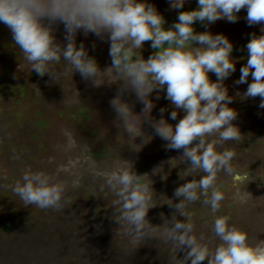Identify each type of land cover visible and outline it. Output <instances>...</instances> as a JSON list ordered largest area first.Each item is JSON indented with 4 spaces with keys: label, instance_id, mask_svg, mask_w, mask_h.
Listing matches in <instances>:
<instances>
[{
    "label": "clouds",
    "instance_id": "obj_1",
    "mask_svg": "<svg viewBox=\"0 0 264 264\" xmlns=\"http://www.w3.org/2000/svg\"><path fill=\"white\" fill-rule=\"evenodd\" d=\"M185 2L169 0V7L183 9ZM197 3L195 10L179 11L177 21L166 29L164 17L147 0H0V23L10 30L31 72L59 82L54 66L64 62L67 72H78L94 87L121 82L110 104L116 113L117 126L128 136L126 143L139 151L142 145L135 143L136 138H142L144 143L151 138L142 131L143 124L148 123L156 135L167 141L166 149L182 150L176 161L188 166L181 178L193 177L175 189L179 203L164 201L162 197L158 201L149 176L137 175L130 161L122 159L114 166L102 167L88 158L82 161L69 155L54 172L27 169L10 187L25 206L59 212L64 209L69 190L81 187L86 172L93 182H101V192L114 196L113 219L123 230L129 250L147 238H155L170 246L174 264H180L175 257L180 249L185 250L184 264L188 261L201 264L205 259L208 264H264V240L250 241L248 233L230 225L227 216L216 215L226 198L218 185L221 173L236 187L234 200L246 203L252 197L236 183H243L242 176L247 184L250 182L249 168L237 172L233 161L238 153L233 147H225L229 142L239 144L243 138L233 124L237 112L228 106L233 97L223 83L236 71L230 56L233 44L223 34L197 33L193 27L197 21L205 26L220 19L235 23L242 9H246L249 26L264 24V0H197ZM60 23L64 25L66 45L58 43L53 34L54 25ZM81 30L85 35L93 33L110 41L111 67L101 71L83 45L76 47V34ZM148 41L154 51L144 59L140 50ZM245 47L247 63L240 69L236 83H248L251 75L252 82L248 83L243 98L260 97L259 107L264 108V34L252 33ZM24 67L19 63L18 72ZM209 73L215 74V82L209 79ZM153 91H166V99L174 108L171 119L175 120L178 111L183 110L184 116L175 126L163 116L159 120L152 118ZM125 93H134L143 104L140 113L122 99ZM164 111L160 109L161 113ZM64 135L67 140L62 150L72 153L78 149L73 134L65 130ZM252 156L264 160V145ZM160 202L176 212L163 225H153L146 217ZM197 202L210 209L214 218L211 237L197 233L192 214L186 211ZM177 214L185 219H177Z\"/></svg>",
    "mask_w": 264,
    "mask_h": 264
},
{
    "label": "rangeland",
    "instance_id": "obj_2",
    "mask_svg": "<svg viewBox=\"0 0 264 264\" xmlns=\"http://www.w3.org/2000/svg\"><path fill=\"white\" fill-rule=\"evenodd\" d=\"M147 2L164 17L166 29L177 21L179 11L198 7L197 0H186L183 9H170L169 0ZM237 15L235 23L220 19L205 26L197 21L193 27L197 33L223 34L233 44L230 56L235 61L236 71L223 83L228 95L233 97L228 106L237 112L233 124L243 138L239 144L229 142L225 147H233L238 153L233 161L237 172L243 173L249 168L250 182L247 184L242 176L243 183H236L252 197L246 203L234 200L236 187L221 173L218 185L226 198L216 215L227 216L230 225L244 230L249 240L256 242L264 240V160L252 154L264 145L261 141L264 139V108L259 107L260 97L243 98L248 83L252 82L251 75L248 83L237 84L236 81L241 75L240 69L247 63L245 46L252 33L264 34L261 33L264 24L249 26L246 9ZM53 34L58 43L66 45L62 23L54 25ZM75 42L78 49L84 46L101 71L111 67L110 41L106 38L93 33L85 35L81 30L77 32ZM153 51L148 41L140 53L147 59ZM19 63L25 65L20 72ZM54 67L59 82L52 81L48 75L40 77L35 71L31 72L10 30L0 23V264H174L170 246L155 238H147L140 246L129 250L123 230L113 219L111 200L114 196L101 192V182H93L86 172L81 187L69 190L64 209L59 212L25 206L11 190L10 186L25 170L54 172L69 155L82 161L88 158L102 167L114 166L122 159L130 161L137 175L149 176L158 201L162 197L164 201L171 199L173 203H179L180 198L174 196L175 189L193 179L191 176L181 178L188 166L176 161L182 150L166 149L167 141L156 135L148 123L143 124L142 131L151 138L147 143L136 138L135 143L142 145L139 151L126 143L128 136L117 126L116 113L110 104L121 82L94 87L78 72H67L64 62ZM208 75L211 81H216L214 73ZM122 99L134 112H141L143 104L134 93H125ZM150 99L154 104L151 116L155 120L163 116L175 126L183 118L184 112L179 110L177 118L171 119L174 108L166 99V91H153ZM161 108L165 109L163 113ZM65 130L73 134L79 145L72 153L62 150L67 140ZM16 156L19 158L15 159ZM86 167L85 164L81 171ZM157 168H160L159 172L154 171ZM61 178H65L63 174ZM186 211L192 214L197 233L211 237L214 218L210 209L197 202ZM175 212V208L160 202L149 210L146 219L153 225H163ZM177 219L185 218L177 214ZM184 256V249L175 253L180 264H184ZM201 264H208V260Z\"/></svg>",
    "mask_w": 264,
    "mask_h": 264
}]
</instances>
